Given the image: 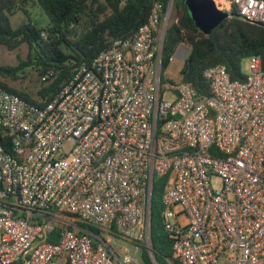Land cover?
Here are the masks:
<instances>
[{"label": "built area", "instance_id": "built-area-1", "mask_svg": "<svg viewBox=\"0 0 264 264\" xmlns=\"http://www.w3.org/2000/svg\"><path fill=\"white\" fill-rule=\"evenodd\" d=\"M173 2L155 0L132 37L80 65L42 107L0 87V264H140L125 242L158 264L151 198L167 174L162 223L173 260L264 264L261 57L248 58L242 80L222 65L205 69L208 95L162 81ZM213 2L264 26V0ZM188 52L180 44L170 61Z\"/></svg>", "mask_w": 264, "mask_h": 264}, {"label": "trees", "instance_id": "trees-1", "mask_svg": "<svg viewBox=\"0 0 264 264\" xmlns=\"http://www.w3.org/2000/svg\"><path fill=\"white\" fill-rule=\"evenodd\" d=\"M167 3L168 0H160ZM184 0H174L173 19L165 32L161 55V79L180 44L189 52L180 70L182 82L190 83L200 95L209 94L203 77L205 69L222 65L231 80H242L241 62L259 55L264 71V26L241 20L235 13L205 35L189 17ZM155 0H0V47L15 51L26 47L24 57L17 56L14 66H0V87L22 100L42 107L69 82L75 70L89 64L115 39L129 38L148 21ZM28 8H37L46 23H27L13 28L10 17ZM28 19V18H27ZM45 34V37L42 34ZM36 76V98L25 90L11 87L1 78L9 72L13 79L25 80L26 70ZM169 175L153 182L150 214V246L158 264H179L172 259V240L164 231L161 201ZM54 242V238H50Z\"/></svg>", "mask_w": 264, "mask_h": 264}, {"label": "rangeland", "instance_id": "rangeland-1", "mask_svg": "<svg viewBox=\"0 0 264 264\" xmlns=\"http://www.w3.org/2000/svg\"><path fill=\"white\" fill-rule=\"evenodd\" d=\"M28 18V19H27ZM29 21L37 23V25H43L46 23L47 19L43 12L37 8H28V17L22 12H17L10 17V25L13 28L20 26L21 24L27 23ZM26 54V47L22 46L15 51H7L5 48L0 47V66H14L17 63V56L24 57ZM183 61L179 58L173 57L170 61L168 68L165 71V76L172 81L174 84H178L181 81L180 70L182 68ZM241 71L244 74L248 73V59H244L241 62ZM27 77L25 80H17L9 77V72H3L5 77L1 79L13 88L25 90L31 99L36 98V90L38 88V82L36 76L30 73L31 70L27 69ZM167 99H171L170 95H166ZM212 185L215 189L220 187V181L218 178L212 179ZM114 242H112L113 244ZM123 247L132 256L138 259L140 264H143L141 258V251L136 250L135 247L128 242L123 243Z\"/></svg>", "mask_w": 264, "mask_h": 264}, {"label": "water", "instance_id": "water-1", "mask_svg": "<svg viewBox=\"0 0 264 264\" xmlns=\"http://www.w3.org/2000/svg\"><path fill=\"white\" fill-rule=\"evenodd\" d=\"M189 17L197 29L208 35L224 19L230 18L232 14L220 11L213 0H184ZM263 26L262 24H256Z\"/></svg>", "mask_w": 264, "mask_h": 264}]
</instances>
